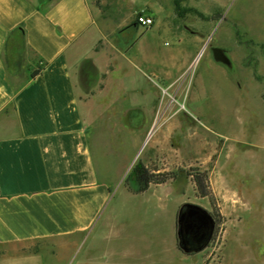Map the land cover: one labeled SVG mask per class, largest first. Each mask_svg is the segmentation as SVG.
I'll list each match as a JSON object with an SVG mask.
<instances>
[{
  "label": "rangeland",
  "instance_id": "374dc122",
  "mask_svg": "<svg viewBox=\"0 0 264 264\" xmlns=\"http://www.w3.org/2000/svg\"><path fill=\"white\" fill-rule=\"evenodd\" d=\"M93 2L99 36L87 54L97 60L87 59L79 77L90 95L95 164L113 181L110 204L121 215L98 251L71 239L30 243L26 250L56 249L38 264H82L95 254L113 264L122 249L151 253L152 264H200L202 256L206 264H264V0ZM140 14L153 25L138 26ZM214 50L229 64L217 61ZM138 161L177 173L164 185L160 207L150 194L143 202L123 200ZM196 171L206 177L221 222L210 238L205 213L179 215L180 240L196 252L182 258L177 207L203 209L208 202L196 197L188 176ZM145 201L152 205L147 212ZM114 230L123 238L115 240ZM146 236L151 240L141 241Z\"/></svg>",
  "mask_w": 264,
  "mask_h": 264
},
{
  "label": "crops",
  "instance_id": "0c3cea01",
  "mask_svg": "<svg viewBox=\"0 0 264 264\" xmlns=\"http://www.w3.org/2000/svg\"><path fill=\"white\" fill-rule=\"evenodd\" d=\"M99 14L93 0H0V264H38L43 254H56L50 246L45 253L27 251L30 243L71 239L98 251L120 218L110 204L113 181L95 164L90 95L79 77L87 59L97 60L87 53L98 40ZM134 48L142 54L138 42ZM166 184L138 194L134 181L123 200L150 194L160 207ZM200 206L209 210L208 202ZM141 209L152 205L145 201ZM114 236L123 238L115 230ZM122 250L113 264H152L151 253ZM94 260L109 262L95 254L82 264Z\"/></svg>",
  "mask_w": 264,
  "mask_h": 264
},
{
  "label": "trees",
  "instance_id": "16d2710c",
  "mask_svg": "<svg viewBox=\"0 0 264 264\" xmlns=\"http://www.w3.org/2000/svg\"><path fill=\"white\" fill-rule=\"evenodd\" d=\"M42 67L43 65H40L36 70H34L31 73V77H34L37 74H39ZM129 175H132L134 178V181L137 185L136 193L138 194L145 192L151 185L159 186L166 183H172L177 179V173L165 172L163 170L160 171L155 166L148 167L146 165H143L139 161L131 168ZM188 176L190 177V180L194 186L196 197L207 198L209 205L211 207V212H206L200 207L194 205L183 204L179 207L175 221V242H176L177 250L183 254H188L189 251L184 247V245L180 240L179 226H178L179 215L186 213V211L188 210H194L200 213H205L208 216V219L206 220L210 228L209 230L210 238L213 236V233L217 225L221 222V217L215 208V200L210 191L205 175L203 173L196 171L193 174H188Z\"/></svg>",
  "mask_w": 264,
  "mask_h": 264
},
{
  "label": "built area",
  "instance_id": "2783aa9c",
  "mask_svg": "<svg viewBox=\"0 0 264 264\" xmlns=\"http://www.w3.org/2000/svg\"><path fill=\"white\" fill-rule=\"evenodd\" d=\"M136 23L138 26L149 28L153 25V18L145 14H140L136 17Z\"/></svg>",
  "mask_w": 264,
  "mask_h": 264
},
{
  "label": "water",
  "instance_id": "95a60500",
  "mask_svg": "<svg viewBox=\"0 0 264 264\" xmlns=\"http://www.w3.org/2000/svg\"><path fill=\"white\" fill-rule=\"evenodd\" d=\"M214 57L217 61H219L221 63L229 64L226 57L219 50H214Z\"/></svg>",
  "mask_w": 264,
  "mask_h": 264
},
{
  "label": "flooded vegetation",
  "instance_id": "af4514ba",
  "mask_svg": "<svg viewBox=\"0 0 264 264\" xmlns=\"http://www.w3.org/2000/svg\"><path fill=\"white\" fill-rule=\"evenodd\" d=\"M183 215H185V214H183ZM201 215V214H200ZM202 217H203V215H202ZM203 218H205V217H203Z\"/></svg>",
  "mask_w": 264,
  "mask_h": 264
}]
</instances>
